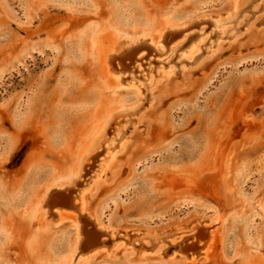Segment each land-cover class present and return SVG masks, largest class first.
<instances>
[{"label":"rangeland","instance_id":"obj_1","mask_svg":"<svg viewBox=\"0 0 264 264\" xmlns=\"http://www.w3.org/2000/svg\"><path fill=\"white\" fill-rule=\"evenodd\" d=\"M164 27L188 37L153 47ZM203 29L199 58L182 56ZM122 52L116 86L107 55ZM133 109L102 170L101 149L87 161L81 208L44 218V193L66 197ZM80 213L106 244L85 259ZM0 264H264V0H0Z\"/></svg>","mask_w":264,"mask_h":264},{"label":"bare ground","instance_id":"obj_2","mask_svg":"<svg viewBox=\"0 0 264 264\" xmlns=\"http://www.w3.org/2000/svg\"><path fill=\"white\" fill-rule=\"evenodd\" d=\"M226 13H227V17H225V18L220 17V18H218L217 21H212L211 24H213V26H216L219 23H223V22H228V21L236 22L238 20L237 18L241 17L240 13L238 11H236L235 8L230 9V11H227ZM204 21H205V19L201 20L196 25H199ZM205 30L203 29V31L201 33H199L196 37H191V39L188 41V43L182 47V49H184V52L181 53L182 56L190 55L189 58L192 60L195 59V57L199 58L201 51H202L200 49V47L202 46V44L207 43L208 35H204V33L206 32ZM227 31H229V30L227 29ZM158 36L159 37L157 40L151 39L152 41L150 43L152 44L153 47L155 46L156 42H158V41L164 40L165 42H172V41H175L177 38L184 39V38L188 37V34L182 32V31L177 32V33H168V28L164 27ZM208 44H211V43H208ZM145 47L147 48L148 46L145 44H141V45L137 46L136 48H134L132 51L134 52V54H136V51H139L140 49L145 48ZM149 49H152V48H149ZM127 52H126V54H127ZM107 57H108L107 60L109 61L110 66L107 64L106 73L109 75V77H112V79H114V81L116 82V86H121L123 84H129L131 81L127 82V81L122 80V78L119 77L121 72H123L121 70H126V69L131 68L129 66L130 62L123 63V64L119 65V63L122 62L124 60V58H127L125 56V52L118 53L117 55H112L110 53V55H107ZM133 59L134 58L131 59V62ZM116 60H117V62H115ZM143 79H145V77ZM122 82H124V83H122ZM134 83H132V84H134ZM136 89L139 93L138 87H136ZM140 110L141 109L122 111V112L118 113L117 115H115L114 117H112L110 119V121L108 123H106L107 128L104 127L102 129H100V130H102L101 136H100L99 141L97 142L96 147L94 148V150L91 153H89L83 159L81 166H80V170H79L78 174L76 175V177L73 178L70 181V183H67L63 187V190L67 192L66 197L63 198L62 196H60L61 194L59 195L58 193H52L50 191V189L44 193V195L40 201V207L42 208V214H43L44 218L48 219V217H51L55 220H59L62 217L64 218V215H67L66 213L69 212L72 214V210H75V209L79 210V208H81L79 206L80 198H81V194H82L81 188L84 187L86 184L85 183L81 184L80 189L77 188V185H78V182L80 180L79 178H81V176H82V174H81L82 171H84L85 167L88 164L87 161H89L92 158V155L94 154L95 151H97L98 149H101L100 157L96 159V163L94 165V167H96V166H98V168L100 167L99 171H101L103 165L101 166L100 163H98V162L101 160H105L106 158L112 157L115 149L119 146V144L122 143V142L120 143V141L122 140V138H124V134H125L127 128L129 127L131 121L133 120L132 115L137 114V112H139ZM60 193H63V192H60ZM57 196H59V198ZM75 196H78V198H79L78 202H76L74 200ZM71 214H69V215L71 216ZM69 215H67V216H69ZM73 215H74L73 220L75 222L76 229H77L76 230L77 231L76 232L77 233V239L75 241V245H74L73 250H72V256H78L79 255V257H82L83 259H85L90 254H92L96 250L100 249L99 247L102 248L106 244H105V241H103L99 238V234L97 235V232H94L92 230L90 231L88 229L83 228V224L81 225V223H80V219L82 218V215H83L82 213L77 214V215L73 214ZM199 226H200V222H197L194 225H192V228L193 229L195 228L196 229L195 231L197 232V229L199 230ZM198 233H199V231H198ZM201 233L203 234V232H201ZM201 233L196 238V240H198L200 242L204 241L202 244L199 245L200 251L202 253L203 252L210 253L212 251V247H213L212 242L214 241V238H213L214 234L209 229L206 231V233H204L205 235H202ZM192 234L194 236V233H192ZM144 236L145 237H151L152 239L157 240L156 241L158 243L157 249L163 247V244L160 242H163L162 239H164V236H160L155 232L154 233H147ZM212 238H213V240H212ZM190 249H192L191 254H193V253H195L197 246L188 247L186 250H190ZM191 258H194V256H191Z\"/></svg>","mask_w":264,"mask_h":264}]
</instances>
